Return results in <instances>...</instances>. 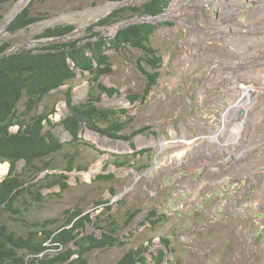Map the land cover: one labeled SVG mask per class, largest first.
<instances>
[{"label":"rangeland","instance_id":"374dc122","mask_svg":"<svg viewBox=\"0 0 264 264\" xmlns=\"http://www.w3.org/2000/svg\"><path fill=\"white\" fill-rule=\"evenodd\" d=\"M29 1L1 5L0 43L8 42L10 51L47 43L35 36L56 25L68 24L74 31L55 42L84 38L87 28L114 9L148 0H32L31 14L42 20L5 32L7 21ZM143 20L160 23L150 37L161 56L157 84L144 101L130 104L125 97L141 93L145 83L135 68L138 54L109 51L112 71L100 82L120 95L103 96L101 104L125 108L133 117L131 129L150 130L133 137L134 150L129 142L85 131L81 139L88 147H82L79 160L87 169L66 173L68 188L62 193L58 186L43 190V204L32 207L27 217L60 218L64 210L78 207L96 223L104 218L100 214L106 204L95 203L108 201L121 226L125 212L139 210L121 228L125 244L92 252L90 264H116L125 251L148 240L151 255L165 250L160 264H264V0H171L156 18L134 16L91 32L109 37ZM68 86L75 101L85 97L86 79L78 73L44 101L56 111L51 130L61 142L70 140L59 125L65 113L62 90ZM243 88H250L251 102L231 110L222 125V115L241 98ZM235 124L240 130L233 140L228 137ZM222 126L224 133L208 140ZM146 148L151 151L132 157ZM112 159L130 161L116 167ZM7 171L3 163L0 180ZM109 174L112 180H96ZM151 210L165 219L149 225L144 220ZM160 238L167 239V246ZM151 255L146 254V264H155Z\"/></svg>","mask_w":264,"mask_h":264},{"label":"trees","instance_id":"16d2710c","mask_svg":"<svg viewBox=\"0 0 264 264\" xmlns=\"http://www.w3.org/2000/svg\"><path fill=\"white\" fill-rule=\"evenodd\" d=\"M17 1L0 0V8L2 4ZM105 1L120 3L125 0ZM170 1L148 0L138 6L114 9L87 28L88 36L81 39L53 41L74 31L73 26L64 24L45 28L36 35V39L48 40L41 46L10 51L8 42L0 43V167L3 163L8 164V171L0 180V264H90L92 252L125 244L121 228L127 227L139 210L125 212L121 226L111 215L108 201L95 203L96 206L106 204L100 214L104 218L98 217L96 223L89 212L78 207L64 210L60 218L30 219L27 214L32 207L43 204V190L58 186L62 193L68 188L66 173L87 169L79 160L82 147H88L81 139L85 131L112 141L129 142L134 150L133 137L150 130V126L131 129L129 124L133 117L125 108L103 107V96L112 98L120 93L100 82V77L112 71L107 52L127 50L137 53L135 68L145 80L144 87L141 93L125 98L130 104L144 101L159 77L161 56L151 45L150 37L160 23L148 20L130 23L109 37L91 30L134 16L156 18L168 8ZM32 3L29 1L17 13L5 27V32L13 34L42 20L40 15L31 14ZM78 73L86 79L87 90L85 97L76 101L72 87L62 90L65 113L59 125L69 134L70 140L61 142L51 130L56 111L44 101L54 91L67 86ZM21 99L23 106L19 109L17 105ZM150 133L154 134L153 131ZM150 151L148 148L133 151L132 157ZM112 160L116 167L130 161ZM19 163H22L20 168L17 167ZM148 167L147 164L140 165L137 171ZM112 179L111 174L96 177L98 181ZM164 219L165 215L151 210L144 221L155 225ZM88 227L93 229L89 231ZM167 243V239L160 238L161 245L167 246ZM149 244L151 240L148 245L128 249L116 264H146V254L151 255ZM151 256L155 264H160L165 250L158 249Z\"/></svg>","mask_w":264,"mask_h":264},{"label":"bare ground","instance_id":"6f19581e","mask_svg":"<svg viewBox=\"0 0 264 264\" xmlns=\"http://www.w3.org/2000/svg\"><path fill=\"white\" fill-rule=\"evenodd\" d=\"M242 90H243V92H242L241 98L237 102H235L234 105H232L231 107H229L225 111V113L222 115V125L229 118L228 115H229V113H230L231 110H234L235 108H237V107H239L241 105H246V104H248V103L251 102L252 99L249 97L250 88H243ZM239 130H240V127L238 126V124H235L233 126V129L230 131L228 138L233 137L232 139L234 140V136H237ZM223 133H224V126H222L220 128V130L217 133H215L213 136H210L208 138V140L215 141L217 139L216 137L219 138V136L222 135Z\"/></svg>","mask_w":264,"mask_h":264},{"label":"water","instance_id":"95a60500","mask_svg":"<svg viewBox=\"0 0 264 264\" xmlns=\"http://www.w3.org/2000/svg\"><path fill=\"white\" fill-rule=\"evenodd\" d=\"M22 8H19L16 13L7 21V24L17 15V13L21 10Z\"/></svg>","mask_w":264,"mask_h":264}]
</instances>
